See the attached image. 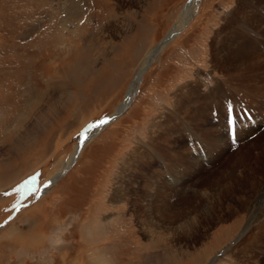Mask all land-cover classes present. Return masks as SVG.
<instances>
[{"label":"rangeland","instance_id":"obj_1","mask_svg":"<svg viewBox=\"0 0 264 264\" xmlns=\"http://www.w3.org/2000/svg\"><path fill=\"white\" fill-rule=\"evenodd\" d=\"M188 3L0 0V264H264V228L257 221L240 235L250 212L215 202L237 159L261 155L264 167V121L244 119L234 136L225 115L230 97L264 101V23L239 17L249 1L198 0L127 109L35 198L84 134L116 114ZM258 77L251 94L228 89ZM208 199L204 232L188 219Z\"/></svg>","mask_w":264,"mask_h":264},{"label":"bare ground","instance_id":"obj_2","mask_svg":"<svg viewBox=\"0 0 264 264\" xmlns=\"http://www.w3.org/2000/svg\"><path fill=\"white\" fill-rule=\"evenodd\" d=\"M197 1L198 0H189V3L186 5V7L184 9V12L181 15L179 21L170 30V32L167 34V36L164 38V40L160 43V45L158 47L153 48L152 50L147 52L146 60H144L142 62V66L140 68L141 69L140 73L136 77L135 81L131 84V86H130V88L128 90V93L126 95V100L117 108L116 114L111 116L110 118L108 117L107 119L103 120L100 124H98L96 126V128L90 129L85 134V136L82 138V140L79 142V144H77L74 153H72V155H70V157L63 164V168L59 170V173L56 174V176L54 178H51L50 182L48 184H46V186L44 187L43 191H47L49 189V187H51L53 184H55V182L57 181V178L62 173L64 174L65 173L64 171H67V169L75 162L74 160L80 155L82 148L86 145V143L91 138H93V136L103 127V125L107 124L108 122H111V120L114 117H116L117 114H121L123 111H125L127 109V107L132 102L134 94H135V92H136V90H137V88H138V86L140 84L141 75L144 72L143 69L147 65H149L148 63H149V61H151L152 57H154L155 54L160 49H162L166 45V43L168 41H170L174 37L175 34H177L179 32V30L182 28V26L184 24H186V22L188 21V19L191 17V15L193 13V9H194ZM243 1H249L248 5L250 7L248 9V14H247L249 18L246 16V13H244V12H242L239 15V17L245 16V19H246L245 21L249 22L250 24H255V23H258V22H263L264 23V9H263L264 8V0H238V2H239L238 6H240ZM259 4H263V6L260 5L262 7L263 12L262 11H259V12L258 11H253L252 8L259 6ZM239 12H240V9H239L238 13ZM261 28H262L263 32L259 35V42L262 41V39H264V35H263L264 34V24L261 26ZM237 47L238 46L235 45V47H234L235 53L231 57V60H233L234 63H236V60L240 56L239 49H238V52H237ZM221 50H223V49H221ZM248 55L252 56L251 54H248ZM259 64H260L259 67H258L259 68V74L261 75V74L264 73V57H260V53H259ZM259 82H262V81L258 77L253 82H250V83L241 82V84H240L241 86H233V88L230 87L228 89L233 90V91L237 90L239 93L247 92L248 94H251V92H252V90L254 88L253 87V83H259ZM257 88H260V86H257ZM251 96H252V98H250ZM248 97L249 98H245L244 99L245 102H244V100L240 99L241 97H230V100H229L228 103L230 105L235 106V107H232V108L234 110L238 109V113L242 111L241 110L242 107H245L243 109V111H246L249 114L248 118L245 119V122L248 121V120H254V121L257 120L258 122L264 121V101L258 102V100H260V96L259 95L258 96L250 95ZM253 97H255V98H253ZM261 107H263V108H261ZM225 115H226V113H225ZM194 120H196L195 121L196 123H194L195 127H193V128L196 129V126L200 127V125L197 123V122H200V121H199V119L197 117H194ZM224 125H225V123L222 125L221 128H223ZM251 125H255V124L246 123V126H248V127H250ZM202 134L205 135V136L206 135L209 136L210 135V131L208 129H204ZM261 134H263L262 131H261ZM220 139H221L220 135H218L217 138H210L211 141H214V142L217 143V145L213 143L214 145H216L215 147L218 148L215 151L217 155L215 156L213 154V157H215V158L220 156V152L219 151H221V152L223 151V148L221 147L222 144L219 142ZM233 139H234V137H233ZM237 139H239V137H237ZM230 141H231V139H230ZM230 143L231 142H229V145H230ZM250 144H252V142H250ZM254 144H256V142ZM226 147H228V146H226ZM248 148L249 147H245V149L250 150ZM198 150H199L198 154L202 155L203 152H204L202 147H200V149H198ZM248 156L246 155V156L236 160V162H235L236 165H235L234 169L232 171H230V172H232L231 177L226 178L225 181H222L223 183H221V184L219 183L220 185L218 187L221 188V191L224 194L223 197L217 196L216 199L214 198L216 203H219V204L224 203V205L226 207V210L233 209L234 213L238 212L239 214H242V213H240L241 210H242L241 208H244L243 211L246 210V212L247 211L250 212V217H249L250 221H248L246 223V225L244 226V229L242 230L240 235H243V234L247 233L248 230L257 221L259 222V232H261L260 231L261 230L260 226H262V229L264 228L263 227L264 226V220H263L264 219V167H263V165H261V163H259L261 161V159H260L261 155L254 158V157H251V155L249 153ZM209 159H210V157H209ZM195 166L197 167L196 170L194 171L195 173H199L200 170H202L204 168V165L200 161H197ZM214 189L215 188H213V190L212 189H208L204 193L205 196H207V195L210 196V195H212V193L215 194ZM196 191H198L199 194L202 195L200 193V190H196ZM253 201L254 202L256 201V207L255 208H254V206H252V207L250 206L249 207V205ZM199 202L200 201H197V203H196L197 208L194 209V214H192V216L188 220H192L191 223L193 222L194 224H196L197 227L201 226V231L205 232V230H207L206 227H208V225H209L208 224L209 221H207L206 224H204V223H202L201 220H203V219L204 220H211V218L213 217V213H212L213 210L211 209V206H212V208L214 206L213 205V199H211V200L208 199L206 202H203V204H201ZM239 203L241 205H239ZM216 220H219V217L216 218ZM198 231H200V230H198ZM196 233H197V231H196ZM196 236H197V234H196ZM226 248L221 250V251L225 252ZM212 254H215L214 257L216 255H218V253L214 252V251H212ZM176 257L177 256H175L172 253V251L168 255H166L167 261L168 262H172V263L176 260ZM199 258H201L203 260L205 258V255H203V257L199 256Z\"/></svg>","mask_w":264,"mask_h":264},{"label":"snow or ice","instance_id":"obj_3","mask_svg":"<svg viewBox=\"0 0 264 264\" xmlns=\"http://www.w3.org/2000/svg\"><path fill=\"white\" fill-rule=\"evenodd\" d=\"M248 113L246 111H241L239 113L235 112L234 109L230 106H226V119L229 124L230 130L234 133L235 129L239 126L240 121L248 118Z\"/></svg>","mask_w":264,"mask_h":264},{"label":"water","instance_id":"obj_4","mask_svg":"<svg viewBox=\"0 0 264 264\" xmlns=\"http://www.w3.org/2000/svg\"><path fill=\"white\" fill-rule=\"evenodd\" d=\"M113 115H115V114H113ZM113 115H112V116H113ZM114 118H115V117H114ZM114 118H113V119H114ZM94 126H95V125H94ZM94 126H93V127H94ZM86 132H87V131H86ZM84 135H85V134H84ZM49 182H50V181H49ZM49 182H47L46 184H48ZM46 184H45V185H43V186H41V187L39 188V192L37 193V195H36V197H35V198H38V196H40V195H41V193H40V192H41V191L44 189V187L46 186ZM42 192H43V191H42ZM26 204H27V203H26ZM24 205H25V204H19V205L17 206V208H15V209H14V213H15V212H17V211H18V209H19L20 207L24 206Z\"/></svg>","mask_w":264,"mask_h":264}]
</instances>
